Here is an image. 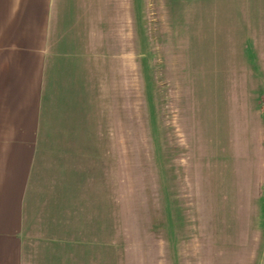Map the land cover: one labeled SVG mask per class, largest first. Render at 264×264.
<instances>
[{
    "label": "rangeland",
    "instance_id": "rangeland-1",
    "mask_svg": "<svg viewBox=\"0 0 264 264\" xmlns=\"http://www.w3.org/2000/svg\"><path fill=\"white\" fill-rule=\"evenodd\" d=\"M130 34L132 68L94 140L108 165L99 264H254L264 0H132Z\"/></svg>",
    "mask_w": 264,
    "mask_h": 264
},
{
    "label": "crops",
    "instance_id": "crops-1",
    "mask_svg": "<svg viewBox=\"0 0 264 264\" xmlns=\"http://www.w3.org/2000/svg\"><path fill=\"white\" fill-rule=\"evenodd\" d=\"M131 30L132 0H0V264H99L94 140Z\"/></svg>",
    "mask_w": 264,
    "mask_h": 264
}]
</instances>
